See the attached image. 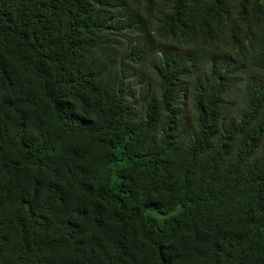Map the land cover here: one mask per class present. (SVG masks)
Instances as JSON below:
<instances>
[{"label":"trees","instance_id":"trees-1","mask_svg":"<svg viewBox=\"0 0 264 264\" xmlns=\"http://www.w3.org/2000/svg\"><path fill=\"white\" fill-rule=\"evenodd\" d=\"M263 141L264 0H0V264H264Z\"/></svg>","mask_w":264,"mask_h":264},{"label":"rangeland","instance_id":"rangeland-1","mask_svg":"<svg viewBox=\"0 0 264 264\" xmlns=\"http://www.w3.org/2000/svg\"><path fill=\"white\" fill-rule=\"evenodd\" d=\"M184 102H185L186 109H187L188 106H190L191 104L189 103V100H188V98H187L186 96H185V100H184ZM189 108H190V107H189ZM189 108H188L187 110H189ZM257 152H259V153L264 152V141H263V143L261 144V146H260V148L258 149Z\"/></svg>","mask_w":264,"mask_h":264},{"label":"clouds","instance_id":"clouds-1","mask_svg":"<svg viewBox=\"0 0 264 264\" xmlns=\"http://www.w3.org/2000/svg\"><path fill=\"white\" fill-rule=\"evenodd\" d=\"M195 65H196V67L198 68V69H200L201 67H202V64H200V63H195ZM203 71L200 69V71H199V73H202ZM198 73V74H199Z\"/></svg>","mask_w":264,"mask_h":264}]
</instances>
